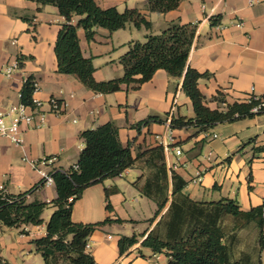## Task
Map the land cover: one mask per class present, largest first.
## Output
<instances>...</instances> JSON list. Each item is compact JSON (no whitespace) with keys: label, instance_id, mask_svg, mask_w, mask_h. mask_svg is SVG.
<instances>
[{"label":"crops","instance_id":"crops-1","mask_svg":"<svg viewBox=\"0 0 264 264\" xmlns=\"http://www.w3.org/2000/svg\"><path fill=\"white\" fill-rule=\"evenodd\" d=\"M96 1L104 8L115 6L121 12L131 8L146 11L152 23L150 28L129 23L113 32L99 27L93 39L86 37L83 28L78 30L83 55L92 59L98 81L122 77L125 69L120 59L130 43L144 41L147 35L160 33L175 21L197 24L188 63L211 73L199 80L208 106H220L215 98L220 91L227 102H243L253 85L256 94H264V0H181L177 8L167 12L147 11L146 0ZM39 7L34 0H0V110L18 101L26 76L40 80L41 87L32 95L34 98L47 101L52 94H59L67 105L61 116L50 113L45 127L24 126L22 144L0 137V187L4 185L7 192H25L42 182L43 175L26 158L39 160L56 155L55 166L63 169L78 163L85 146L81 137L85 129L115 122L121 141L130 144L136 155L139 150L160 145L157 135L167 134L173 118L195 117L192 100L183 89V78L172 77L165 69H158L137 88L122 84L120 90L108 93H96L75 75L59 72L55 45L66 19L56 5ZM79 18L74 16L73 23ZM239 20L241 26L236 25ZM14 38L17 42L12 44ZM18 58L21 69L6 77L4 66ZM43 109L48 110L49 105L45 103ZM197 131L194 126L174 128L182 154L165 153L170 171L187 180L184 191L200 201L231 198L243 210L262 205L264 114L219 123L209 130L217 137L206 138L205 132ZM142 172L136 165L88 186L73 205L75 222L111 219L88 240L89 251L99 264H173L171 256L141 243L168 206L154 221L150 220L158 206L134 185ZM198 172L202 180L194 181ZM106 190L111 209L107 208ZM56 197L55 182L28 194V201L49 203L40 225L7 227L0 223V257L6 264H45L33 240L46 235L45 215H52L56 209L52 203ZM50 206L52 209L46 212ZM133 235L138 242L120 252V238ZM252 264H264V247L259 248V244Z\"/></svg>","mask_w":264,"mask_h":264},{"label":"trees","instance_id":"trees-1","mask_svg":"<svg viewBox=\"0 0 264 264\" xmlns=\"http://www.w3.org/2000/svg\"><path fill=\"white\" fill-rule=\"evenodd\" d=\"M34 1L40 4L39 9L46 4L56 5L66 19L55 45L58 71L75 75L96 93L120 90L122 84H133L137 88L150 80L158 69H165L170 76L183 78V89L192 100L195 111V117L173 118V128L194 126L198 129L196 133L208 132L219 123L256 115L251 111L256 102H227L221 91L215 98L220 106L222 103L225 105L218 108L207 105L199 80L209 77L211 73L201 72L188 63L197 24L170 22L160 33H151L144 41H132L128 52L120 59L124 65V75L98 81L94 76L92 59L83 55L78 30L83 28L86 37L93 39L99 27L111 32L124 28L129 23L136 27L144 25L150 28L152 23L147 18V12L138 8L123 12L115 6L104 8L96 0ZM146 1L147 11L167 12L177 8L181 0ZM76 15L80 18L73 23ZM22 91L23 100L31 102L33 89L30 81L24 84ZM152 119L157 118L154 116ZM150 120L151 118L145 123ZM81 137L85 146L78 160L79 168L71 166L63 169L55 166L52 171L57 190V197L52 203L56 209L46 223V235L33 240L37 251L43 255L45 264H60V259L66 264H99L86 249V244L90 235L111 219L108 217L94 223L75 222L72 219L73 205L88 186L116 177L136 165L143 172L134 185L158 206L150 220L154 221L168 205L141 242L143 246L171 256L173 264L254 263L256 253L237 252L239 230L245 223L254 224L260 229L259 248L264 247V203L250 210H243L238 201L231 198L218 201L191 198L184 191L187 180L168 168L162 145L139 150L134 155L130 144L125 145L121 141L119 127L113 121L85 129ZM43 184L42 180L33 188L17 194L0 190V223L7 227L42 224V215L49 203L41 200L28 201L27 196ZM106 196L107 208L111 209L108 190ZM22 231H25L24 228ZM137 242L135 235L122 236L119 240L120 252L123 253Z\"/></svg>","mask_w":264,"mask_h":264},{"label":"built area","instance_id":"built-area-1","mask_svg":"<svg viewBox=\"0 0 264 264\" xmlns=\"http://www.w3.org/2000/svg\"><path fill=\"white\" fill-rule=\"evenodd\" d=\"M254 0H251L253 3ZM237 26H241L242 22L239 20L236 23ZM17 39H12V44H15ZM21 59L18 58L13 62L7 63L3 68V73L6 77H12L15 71L21 69ZM31 83L33 93L32 95L40 90V80L36 77L26 76L24 79V84L27 82ZM256 87L253 85L250 88L249 94L245 98V102L251 103L256 102L251 111L256 114H264V94L258 95L255 93ZM18 101L10 104L7 108L0 110V137L9 139L15 144H22L23 142V131L24 126L32 128H42L47 124V116L50 113L56 115H63L66 109V101L59 94H52L47 101H43L32 96L31 102H26L23 100L22 89L18 92ZM49 105V109H43L44 104ZM225 105V104H224ZM206 138L217 137V133H210V131L205 132ZM157 138L160 145L164 147L165 153L173 151L174 154H182V149L178 146L175 135L174 128L171 126V121L169 122L168 131L165 136L158 134ZM29 163L36 169H38L43 175L44 185L53 184L54 177L52 175L53 168L55 167V162L57 160L56 155L44 156L39 160H29ZM74 169L79 168V164L75 163L73 165ZM122 174V173H121ZM120 174V175H121ZM202 174L198 172L194 181H201ZM0 190L6 191L5 186L2 185ZM111 237V236H109ZM91 247L90 242L86 244V249L89 250ZM0 264H6L4 260L0 257Z\"/></svg>","mask_w":264,"mask_h":264},{"label":"rangeland","instance_id":"rangeland-1","mask_svg":"<svg viewBox=\"0 0 264 264\" xmlns=\"http://www.w3.org/2000/svg\"><path fill=\"white\" fill-rule=\"evenodd\" d=\"M127 179L130 180V178ZM135 196L137 197L138 200H140L141 196L138 193ZM51 209L52 207L50 206L46 210V212H48V210ZM50 216H47L46 213L45 219L49 220ZM112 233H114L113 230ZM259 236H260V229L258 227H256L254 224H247V223L243 224V227L239 230V244L237 245V252L240 253L241 251L243 252L245 251L250 253H256V249L259 243ZM22 256H26V255L22 253ZM60 264H66V262H64L63 259H60Z\"/></svg>","mask_w":264,"mask_h":264}]
</instances>
